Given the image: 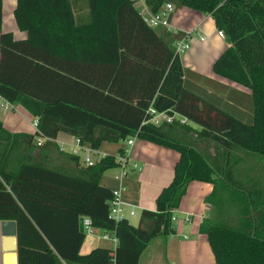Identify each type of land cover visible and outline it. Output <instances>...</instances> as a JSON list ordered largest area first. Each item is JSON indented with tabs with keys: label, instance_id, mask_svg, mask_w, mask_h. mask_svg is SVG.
<instances>
[{
	"label": "trees",
	"instance_id": "obj_1",
	"mask_svg": "<svg viewBox=\"0 0 264 264\" xmlns=\"http://www.w3.org/2000/svg\"><path fill=\"white\" fill-rule=\"evenodd\" d=\"M177 1L224 32L228 47L212 69L251 90L252 125L184 89L173 39L157 36L134 0H17L13 15L26 38L0 33V96L37 119L35 136L67 133L94 151L135 137L179 153L156 210L143 211L134 227L109 219L113 193L99 183L119 166L115 157L86 167L69 154L74 168L67 172L44 153L32 156L35 136L13 134L0 122V221L16 223L18 264H138L154 239L174 234L171 211L191 182L213 187L206 198L213 216L199 231L215 264H264V0ZM165 2L146 0L152 12ZM83 4L86 19L76 18ZM151 107L188 124L146 123ZM83 218L114 235L116 248L81 254Z\"/></svg>",
	"mask_w": 264,
	"mask_h": 264
},
{
	"label": "crops",
	"instance_id": "obj_2",
	"mask_svg": "<svg viewBox=\"0 0 264 264\" xmlns=\"http://www.w3.org/2000/svg\"><path fill=\"white\" fill-rule=\"evenodd\" d=\"M167 2L174 6L169 17V27H158L154 32L157 36L169 33L174 41L173 46L182 40L189 44V49L180 55L184 89L237 120L247 125L253 124L254 101L251 90L213 72V64L228 47L225 37L218 35L214 20L209 15L180 5L178 1L176 4L171 0ZM16 3L17 0H2L0 33H12L15 40H22L26 38V33L21 32L16 25L13 15ZM135 7L138 9L137 4ZM80 9L75 13L76 18L86 19L88 10L84 4ZM4 114L0 115V122L6 130L13 134L35 136V118L22 106L13 105L10 112L6 111ZM193 127L197 128L195 125ZM37 139L38 136H35L33 157H41L44 153L42 158L50 166L67 172L74 168L68 158L75 146L74 136L60 132L55 139L40 137V147L36 145ZM129 139L133 140L132 145H128L127 141L102 142L98 150L92 151L95 162L105 156H113L118 160L121 152H128L124 173L121 166L109 169L102 175L99 183L111 191H119L122 201L136 206L141 213L154 212L158 195L173 179L179 153L135 137ZM47 142L57 145L58 149L43 147ZM61 145H64V151H60ZM84 145L90 148L88 144ZM67 147L70 149L68 152ZM134 164L137 168H133ZM262 169L264 171V167ZM212 190L209 183L191 182L176 209L178 220L174 223V234L154 239L141 254L138 264H143V259L146 264H215L207 237L199 231L202 221L213 216L212 207L206 202ZM128 208L124 207V211L127 212ZM185 218H189L190 222H185ZM145 225L149 226L150 223L146 221ZM85 245H82L80 252L84 249L83 253H88L97 248L96 243ZM18 261L16 235L2 236L0 264H18Z\"/></svg>",
	"mask_w": 264,
	"mask_h": 264
},
{
	"label": "built area",
	"instance_id": "obj_3",
	"mask_svg": "<svg viewBox=\"0 0 264 264\" xmlns=\"http://www.w3.org/2000/svg\"><path fill=\"white\" fill-rule=\"evenodd\" d=\"M135 4L139 5L138 6V10H139V15L141 17V19L143 20V22L150 28H158V27H169V17L170 15L173 13L174 11V6L172 3H168L165 2L162 7L157 11V12H152L149 8V6L146 4V0H134ZM218 35L223 38L224 33L223 31L218 30ZM201 40H203V38H201ZM174 48H175V52L178 55L183 54L186 50L189 49V44L187 42H185V40L183 41H179L176 42L174 44ZM13 104L9 103L8 101H6L4 98H2L0 96V109L2 111H10L12 108ZM171 112V113H170ZM147 115H148V120H146V123H152L156 126H159L163 123H174V122H178L180 125H186L188 124V120L173 112V111H163V112H159L156 111L155 109H153L152 107L148 109L147 111ZM33 127L36 129V134L37 135L38 132V121L37 119L34 120L33 122ZM75 146L72 149L71 154L74 156H80V160L81 163L88 167V166H93L96 162L95 160H93L92 158V151L90 148H87L83 143L80 142V140L76 139L75 140ZM128 145H132L133 144V140L129 139L127 141ZM36 145L38 147H40L42 145L40 136H38V139L36 140ZM65 147L64 145L60 146V151H64ZM127 159H128V152L125 151L123 155H121L119 157V159L117 160L119 166H121L123 169V173H124V169H125V164H127ZM133 168H137V166L134 164ZM113 193V199L110 202V208H109V219L114 220V221H120L122 219H125L123 217V211H124V207H129L128 211L129 214L131 216L135 215V211L138 209L136 206L134 205H128L126 203H124L121 199V195L119 191H112ZM172 221L175 223L178 219L176 217V209H173L172 211ZM185 222H190L189 218H185L184 219ZM83 233L86 235H94V228L92 225V221L89 218H83ZM102 239L104 240H108V241H112V243L114 244L115 248L117 246V239L115 238L114 235H111L109 233H103ZM114 248V249H115Z\"/></svg>",
	"mask_w": 264,
	"mask_h": 264
},
{
	"label": "rangeland",
	"instance_id": "obj_4",
	"mask_svg": "<svg viewBox=\"0 0 264 264\" xmlns=\"http://www.w3.org/2000/svg\"><path fill=\"white\" fill-rule=\"evenodd\" d=\"M174 4H176V2H177V0H171ZM139 6V5H138ZM4 112L5 111H1V109H0V115H5L4 114ZM10 112V111H9ZM252 125V124H251ZM119 143H122V142H119ZM215 145L214 144H210V147L212 148V149H210V151L211 152H213L214 151V149H213V147H214ZM201 149H203V148H201ZM70 149L67 147L66 148V151L68 152ZM213 150V151H212ZM238 155H240V154H238ZM245 164H247V163H245ZM249 164L250 165H252V164H256V162H255V160H251L250 162H249ZM258 165H261V164H258ZM113 170V169H112ZM115 170V169H114ZM225 199V198H224ZM123 217L126 219V220H128L129 221V223L131 224V225H133L134 227H137L138 225H139V218H140V215H141V212L139 211V210H136L135 211V215L134 216H131L130 214H129V211H127V212H125V211H123ZM102 235H103V232H101L100 230H96V229H94V235H92V236H90V235H86L85 234V242H84V244L83 245H85L86 243H88V244H93V243H96L97 244V248L98 247H100V248H107V249H111V250H113L114 248H115V246H114V244L112 243V241H108V240H104V239H102L101 237H102ZM86 246V245H85ZM83 248H84V246H83ZM83 251H84V249L81 251V254H87L86 252H84L83 253ZM89 253V252H88ZM141 263H143V264H146V261L143 259L142 261H141ZM164 264V263H163Z\"/></svg>",
	"mask_w": 264,
	"mask_h": 264
},
{
	"label": "water",
	"instance_id": "obj_5",
	"mask_svg": "<svg viewBox=\"0 0 264 264\" xmlns=\"http://www.w3.org/2000/svg\"><path fill=\"white\" fill-rule=\"evenodd\" d=\"M83 219L79 221V230L83 233ZM16 235V223L13 221H0V238L2 236H14Z\"/></svg>",
	"mask_w": 264,
	"mask_h": 264
}]
</instances>
